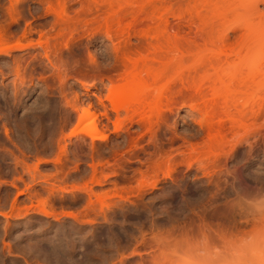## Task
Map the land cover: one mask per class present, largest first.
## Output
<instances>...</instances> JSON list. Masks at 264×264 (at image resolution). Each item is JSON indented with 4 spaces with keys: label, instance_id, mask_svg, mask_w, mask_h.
Here are the masks:
<instances>
[{
    "label": "rangeland",
    "instance_id": "1",
    "mask_svg": "<svg viewBox=\"0 0 264 264\" xmlns=\"http://www.w3.org/2000/svg\"><path fill=\"white\" fill-rule=\"evenodd\" d=\"M217 1L232 6L228 45L243 23L264 28V5L255 14V0ZM199 6L201 0H0V48L25 46L0 54V212L9 214L0 215V264H152L165 232L247 225L249 201L264 196V110H250L234 126L219 108L214 141L189 99L193 90L181 94L179 83L167 119L140 124L110 98L123 83V57L150 56L143 35L156 32L163 17L171 35L181 30L204 43L198 24L210 13L198 16ZM246 60L253 85L241 102L264 100L256 58ZM84 109L94 119L79 120ZM91 122L105 140L86 134ZM68 211L77 219L64 216Z\"/></svg>",
    "mask_w": 264,
    "mask_h": 264
},
{
    "label": "bare ground",
    "instance_id": "2",
    "mask_svg": "<svg viewBox=\"0 0 264 264\" xmlns=\"http://www.w3.org/2000/svg\"><path fill=\"white\" fill-rule=\"evenodd\" d=\"M260 5H264V0H255L251 4L255 14L261 13ZM142 6L143 4L140 9H143ZM231 8L230 4L217 0H201V6L196 8L197 15L201 16L200 10L204 9L210 13V17L199 19V30L205 34L201 45L197 40L190 41L187 35L183 36L181 30L171 35L166 18L157 21L156 32L148 31L143 35V41L148 45V51H151L150 56L140 51L141 62L138 59L132 61L128 58L129 54L126 57L123 53L125 73L123 83L111 93L113 108L117 111L125 110L132 116H140V124L156 117L167 119L165 108L172 109L175 105L174 88L179 83V93L193 90L188 94L189 99L195 101V108L203 117V123L214 141L221 135V126L216 122L219 108L225 110L234 126L241 124L250 110L255 115L261 114L264 100L241 102V94L253 85L251 79L244 74L249 55L253 54L256 58L252 66L253 72L257 76H264V28L259 30L253 23H243L241 25L244 32L239 40L235 45H228L231 36L225 24ZM191 23H195L193 17ZM125 31L129 33L128 30ZM112 33L109 30L108 36H112ZM129 35L128 41L131 37ZM23 49L25 46L21 44L2 46L0 54L8 55L11 51ZM125 57L128 58L127 61ZM257 86L262 87L263 84L260 82ZM87 116L94 119V115L84 109L79 120ZM133 120L135 119L131 118L130 122ZM89 125L91 128L86 134L92 141L106 139L105 135L97 133L93 122ZM41 214L54 218L59 216L48 210L41 211ZM63 214L77 219L72 212ZM0 215L9 216L6 212H0Z\"/></svg>",
    "mask_w": 264,
    "mask_h": 264
},
{
    "label": "clouds",
    "instance_id": "3",
    "mask_svg": "<svg viewBox=\"0 0 264 264\" xmlns=\"http://www.w3.org/2000/svg\"><path fill=\"white\" fill-rule=\"evenodd\" d=\"M245 227L208 223L165 232L152 264H264V196L252 198Z\"/></svg>",
    "mask_w": 264,
    "mask_h": 264
}]
</instances>
